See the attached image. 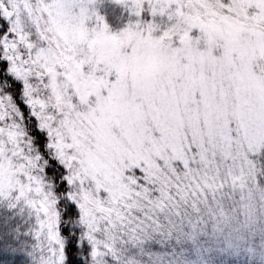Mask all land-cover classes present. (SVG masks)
<instances>
[{"label": "snow or ice", "instance_id": "snow-or-ice-1", "mask_svg": "<svg viewBox=\"0 0 264 264\" xmlns=\"http://www.w3.org/2000/svg\"><path fill=\"white\" fill-rule=\"evenodd\" d=\"M101 2L0 0V264H121L161 218L196 255L171 264H246L217 235L264 155V0Z\"/></svg>", "mask_w": 264, "mask_h": 264}, {"label": "rangeland", "instance_id": "rangeland-1", "mask_svg": "<svg viewBox=\"0 0 264 264\" xmlns=\"http://www.w3.org/2000/svg\"><path fill=\"white\" fill-rule=\"evenodd\" d=\"M7 2L8 0H5V3ZM107 4L109 5L107 6ZM97 7L101 13L104 12L103 14L106 16L108 23L113 28H119L122 22L127 18L123 6L113 2V0H102ZM119 8L122 13H120V15L116 14V16L113 14L109 22L107 15L109 12L105 13V11L112 10V12H117ZM25 23H27L26 20ZM28 28L31 30L30 25H28ZM0 87H3L5 90L6 87L9 88L10 86L6 85L5 81H3ZM24 119L25 123L30 126L31 120H28L27 117ZM253 159L256 160V176L258 182L249 177L243 189H237L234 192L231 188L226 189L227 192L231 193V198L229 199L227 196L224 198L226 208L228 209V215L226 222L218 226L220 231L218 232L217 239L220 241L221 245H224L228 240L235 242L237 236H243L247 244V241H249V239H254L256 235H264V158L261 155ZM134 215L140 216L141 214L139 212H134ZM24 216L26 220L30 219L27 210H25ZM161 222L164 225L163 230L154 232L149 229L150 238L144 239L142 242L117 243V247L120 249L121 264H150L154 256H157L164 250L166 251V246L174 250L175 245L180 241L188 246L186 247L188 250L185 253L191 256L189 260L196 259V257L194 258L192 256L195 255V253L191 241L183 237L178 240L177 231L173 229L171 234H169L168 229L171 226L163 221V218H161ZM207 230L211 231V222L208 224ZM188 231L189 228L185 224L184 232L187 233ZM200 238H203V240L205 239L204 235L201 234L197 239V243L202 241ZM125 239L127 240V238ZM80 251H83V248H81ZM245 255L248 254L245 253ZM105 259L108 261V264H115L111 257L106 256Z\"/></svg>", "mask_w": 264, "mask_h": 264}, {"label": "trees", "instance_id": "trees-1", "mask_svg": "<svg viewBox=\"0 0 264 264\" xmlns=\"http://www.w3.org/2000/svg\"><path fill=\"white\" fill-rule=\"evenodd\" d=\"M4 81L3 78H0V84H2ZM5 90H9V88H5ZM27 117L28 120H31V117L28 116L27 111H24V118ZM35 134V133H33ZM262 157L264 158V155H262ZM264 170V168H263ZM17 220L22 223V224H27L28 220H26L25 216L24 217H17ZM68 224L70 225H76L77 221L75 220V218H69L66 221ZM72 234L76 235L75 229H72ZM262 238H264V235H256L254 237V239H249L251 241V245L253 247V249L255 250L254 254H248L245 255L243 254L241 256V259L244 260L246 262V264H264V257H262L261 252L264 251V248H262L261 246V240ZM200 240H203V238H200ZM248 240V239H247ZM34 242L29 240L28 242H26L25 246H24V251L25 254H27L28 252H33V255L30 256L28 258V264H43V258H47L45 253H42L39 250H33L32 248V244ZM247 245V244H245ZM186 247H188L186 244H184L182 241H180L178 244L175 245V249H169L168 246L165 247L166 251H162L160 252L157 256H154V258L152 259V261L150 262V264H171V262L177 258L178 254H180V251L182 248L187 249ZM188 250V249H187ZM85 253V254H84ZM170 254V255H168ZM79 255L81 257V260L83 262V264H89V260H88V256L86 255V252L80 251ZM194 258L196 257V255H192ZM184 257H187L188 259H190V255L186 254L185 252L183 254H180L179 258L183 259Z\"/></svg>", "mask_w": 264, "mask_h": 264}]
</instances>
